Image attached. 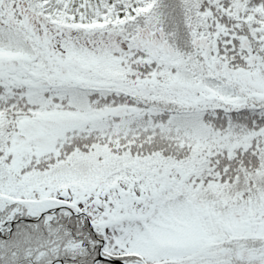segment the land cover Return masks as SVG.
<instances>
[{
  "label": "snow or ice",
  "instance_id": "snow-or-ice-1",
  "mask_svg": "<svg viewBox=\"0 0 264 264\" xmlns=\"http://www.w3.org/2000/svg\"><path fill=\"white\" fill-rule=\"evenodd\" d=\"M0 264H264V0H0Z\"/></svg>",
  "mask_w": 264,
  "mask_h": 264
}]
</instances>
